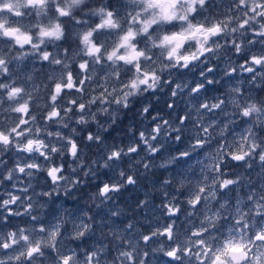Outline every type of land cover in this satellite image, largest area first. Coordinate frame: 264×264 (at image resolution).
Here are the masks:
<instances>
[{"label":"snow or ice","instance_id":"obj_1","mask_svg":"<svg viewBox=\"0 0 264 264\" xmlns=\"http://www.w3.org/2000/svg\"><path fill=\"white\" fill-rule=\"evenodd\" d=\"M217 7L0 0V264H264V191L230 195L264 173V0ZM149 177L133 235L109 205Z\"/></svg>","mask_w":264,"mask_h":264},{"label":"rangeland","instance_id":"obj_2","mask_svg":"<svg viewBox=\"0 0 264 264\" xmlns=\"http://www.w3.org/2000/svg\"><path fill=\"white\" fill-rule=\"evenodd\" d=\"M216 11L217 12H226L227 8L217 7ZM36 68L37 69L40 68L39 62H37ZM36 82L39 83V80H37ZM221 86L224 89L223 84H221ZM212 95H217V93L212 94ZM153 103H154V101H153ZM139 107H142V105H140ZM156 108H158V110L160 112L161 111H171L164 106V97L163 96L161 98V101L157 104ZM3 118H4V113L2 111H0V120H2ZM122 119H123L122 127H124L130 123V121L132 120V117L131 116H123ZM237 131H240V129H237ZM113 135H115V133ZM200 159H203V157H200ZM159 162L160 161L158 160L157 163H159ZM193 166H195V161H193ZM236 170L241 172L242 174L250 177L251 183H249L246 180L244 185L237 188V190L234 194H230L232 204H233L234 208L238 206L242 211H247V208L244 207V205L246 203H248L247 195L248 194H254V195L258 196L261 191H264V173L261 172L260 166L258 163L255 164L254 167L252 169H249V170H245L243 168H237ZM153 171H155L157 173V176H160L161 174L166 175V173L163 172V169H160V170L154 169ZM101 179L106 180L107 177L102 176ZM153 179H154V177H149L148 180H142L140 182L141 186H139V187H136V186L128 187L127 189L123 190L119 196H117L116 200L114 202H112V204L109 205L110 207L114 205L121 213H123L119 218L121 221H124L125 223L131 222V223L136 225L135 230H133V235L137 231L144 232L145 228L148 226L149 219L151 220L153 226L155 225V223L158 219L161 222H164L163 218L160 217L158 212H152L149 210H144L142 212L140 209L136 208L137 201L139 199H144L145 193H149L151 196L155 197V200H154L155 204L160 203L161 197H160L158 191L154 190V188H153ZM99 182L100 181H95L94 183H99ZM253 186H254V188H253ZM37 190L39 191V189H37ZM88 190H90V192H92L90 187L88 188ZM2 192H3V189L0 188V194H2ZM77 193L79 194V192H75L73 194V198L66 201L67 205H70L69 206L70 208H76L78 206L82 207V206H84L86 201L90 203V201H88V196H87V199L85 198L84 201H80L77 198ZM80 196H82V195H80ZM84 196H86V195H84ZM184 219H185V217L181 216L180 220L178 221V224L182 225L184 222ZM115 230L121 236L128 235L127 233H125L124 231H122L120 229L119 224H117L115 226ZM145 234H147V233H145ZM105 243H107V241H105ZM139 243L141 245H143L142 241H140ZM89 244L94 245V241H90ZM148 250L151 252V249H148ZM167 259L168 258L163 257L162 253L151 252L150 264H167Z\"/></svg>","mask_w":264,"mask_h":264},{"label":"flooded vegetation","instance_id":"obj_3","mask_svg":"<svg viewBox=\"0 0 264 264\" xmlns=\"http://www.w3.org/2000/svg\"><path fill=\"white\" fill-rule=\"evenodd\" d=\"M213 2H214V4L215 5H217L219 8H227V6L229 5V4H231L232 2H233V0H213ZM257 47H259V45L257 46ZM232 60H233V62L235 63V62H239V57H236V56H233L232 57ZM244 75H247V74H244ZM224 91V89L222 88V86L221 85H217L216 86V91H214L212 94H219L220 92H223ZM154 104H155V106L157 107V103L154 101ZM139 104L138 105H136L135 107H137V108H139ZM157 110H158V108H157ZM134 111H135V109H134ZM169 111H161V114L163 115H166L167 113H168ZM122 117H123V115L121 116V119H122ZM124 119V118H123ZM122 119V120H123ZM138 119V118H137Z\"/></svg>","mask_w":264,"mask_h":264},{"label":"trees","instance_id":"obj_4","mask_svg":"<svg viewBox=\"0 0 264 264\" xmlns=\"http://www.w3.org/2000/svg\"><path fill=\"white\" fill-rule=\"evenodd\" d=\"M91 188V190H92V192L94 191V188L93 187H90ZM87 192H89V193H91L90 192V190H88L87 189ZM80 195H81V193H79ZM78 193H77V198L80 200V201H84L85 200V198L87 199V195L86 196H80ZM68 207L70 206V205H67Z\"/></svg>","mask_w":264,"mask_h":264},{"label":"clouds","instance_id":"obj_5","mask_svg":"<svg viewBox=\"0 0 264 264\" xmlns=\"http://www.w3.org/2000/svg\"><path fill=\"white\" fill-rule=\"evenodd\" d=\"M90 2H91V0H90ZM94 6H95V5H94ZM14 7L17 8V9H19L20 4H19V3H16V4H14ZM97 22H99V21H97Z\"/></svg>","mask_w":264,"mask_h":264}]
</instances>
